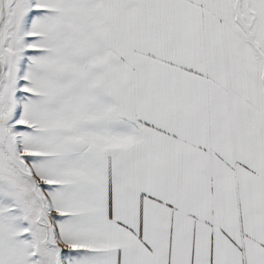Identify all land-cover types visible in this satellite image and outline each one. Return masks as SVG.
I'll return each instance as SVG.
<instances>
[{
	"label": "snow or ice",
	"instance_id": "6c2138e0",
	"mask_svg": "<svg viewBox=\"0 0 264 264\" xmlns=\"http://www.w3.org/2000/svg\"><path fill=\"white\" fill-rule=\"evenodd\" d=\"M0 264H264V0H0Z\"/></svg>",
	"mask_w": 264,
	"mask_h": 264
}]
</instances>
